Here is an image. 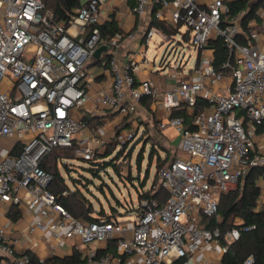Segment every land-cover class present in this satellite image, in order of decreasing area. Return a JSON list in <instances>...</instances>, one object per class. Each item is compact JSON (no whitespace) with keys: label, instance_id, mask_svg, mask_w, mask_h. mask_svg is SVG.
Here are the masks:
<instances>
[{"label":"built area","instance_id":"obj_1","mask_svg":"<svg viewBox=\"0 0 264 264\" xmlns=\"http://www.w3.org/2000/svg\"><path fill=\"white\" fill-rule=\"evenodd\" d=\"M152 9L155 19L176 33L187 25L193 33L188 40L198 50L194 70L185 73L174 63L175 84L165 92L152 79L138 80L134 59L121 68L118 52L127 38H136L134 33L103 39L99 27L113 14L141 18ZM227 11L225 0H135L134 7L121 10L115 0H86L63 22L55 20L44 0H0V264H7L6 258L33 264L28 253H35L24 237L9 230L14 209L22 221L31 220L28 237L48 233L49 254H35L37 264L57 257V247L72 239L81 244L79 250L101 246L84 252L83 264H223L230 245L255 229L239 217L224 235L203 225L204 217L218 214L223 194L236 189L252 169L264 168V152L256 143L258 136L264 139V8L247 32L242 25L246 12L225 21ZM156 35L172 38L162 26H150L147 48ZM219 39L229 51L221 71L214 65L213 43ZM101 46H108L101 59L110 55L104 84L87 68ZM145 98L169 115L160 128H173L180 138V156L159 170L167 198L163 203L142 199L134 220L85 224L51 192L54 176L42 163L55 148L77 144L75 159L89 162L108 144H132L139 136L136 118L130 128L109 136L103 128L89 131L84 116L109 110L123 122L136 116ZM199 99L208 106L196 114L191 131L172 113L186 104L193 114ZM82 130L88 134L79 140ZM257 185L256 211L264 215V174ZM111 241L117 255L100 253ZM244 264H254L253 256Z\"/></svg>","mask_w":264,"mask_h":264},{"label":"trees","instance_id":"obj_2","mask_svg":"<svg viewBox=\"0 0 264 264\" xmlns=\"http://www.w3.org/2000/svg\"><path fill=\"white\" fill-rule=\"evenodd\" d=\"M131 5H134L135 0H129ZM47 8L52 10L55 14V20L57 21H68V14L74 9L86 4V0H44ZM228 11L223 15L225 21H230L232 18L237 16L240 12L247 11L248 0H235L233 2L227 3ZM156 10V8H155ZM258 10V5L252 6L244 17L242 25L247 32V27L249 22L257 18L256 12ZM154 15V14H153ZM163 23L157 21L155 17L152 19L151 26H162L164 30L169 34H175L176 31L162 25ZM101 30V35L103 39L112 38L118 32H122V29L116 23V21H107L99 26ZM213 45L216 48L215 62L214 65L217 70L221 71V66L224 62L228 60L229 51L227 50L224 41L222 39L216 40ZM110 55L106 54L102 59H93L92 63L88 65V70L93 72L96 68L102 70L97 76V80L101 81L105 78V71L109 67ZM147 106L150 105L151 99L145 98L142 101L146 102ZM207 103L201 99L198 100L196 107L194 108L193 114L188 113L186 104L180 109H175L172 113V117H182L185 119L186 128L193 131L195 129L194 119L196 114L207 107ZM84 121L88 122L89 131L97 132L103 127L104 121L102 116L90 117L89 115L84 116ZM125 126L118 127L116 131H121ZM261 129L259 130V132ZM129 145L122 146L120 151H117L118 145L116 143L108 144L96 151L94 160L85 162L87 164L86 168L83 170L90 174V178L79 175L78 179H74L72 173L75 171L72 168V162L75 159V151L77 144L71 148H55L51 155L42 163V168L50 172L54 176V180L50 186V190L56 197H58L59 203L68 212L79 219L85 224H90L92 222L98 221H118L122 217V213L119 207H124V204L120 202L114 195L113 190L109 187L110 193L116 199L117 207L111 206L109 212H105L104 209L96 210L90 198H88L81 187H85L88 190V185L93 184L95 179L102 180V174L108 173L110 169L118 175L121 174L118 162ZM159 151L157 145L154 146L150 154V159L153 160L154 152ZM131 149L127 154V157L131 155ZM144 156L143 153L138 157V164L141 167L142 160ZM178 156L173 157L169 160V155L164 159H159L157 163V170H160L167 164L174 161ZM149 174V173H147ZM264 174V168H254L249 174L239 182L236 189L231 190L227 194H223L219 202L218 214L214 217L203 218V225L207 229L219 228L222 235L231 230L235 224V218L239 217L243 219L245 225H254L255 229L250 232H244L241 238L230 245L229 251L223 258V264H244L246 259L250 256L254 258V264H264V215L256 211L258 198L260 196V188L257 185L258 179ZM68 178L72 182V186L68 184ZM131 180L133 179L130 177ZM147 178L141 182L142 189H138L139 201L142 199L154 198L159 203H163L167 198V192L163 190L160 186L158 190H144ZM153 185V184H152ZM98 189L105 193V189L102 185L97 186ZM68 192V196L64 197L62 194ZM130 213L127 211L126 214ZM21 218V214L17 209L13 210L11 219L13 222H17ZM102 254L111 253L117 255V245L115 241L109 242L108 248L105 251L100 252ZM33 264L38 263V258L33 253H28ZM81 254L74 250L71 257H54L48 260L45 264H83ZM14 264V262L12 263Z\"/></svg>","mask_w":264,"mask_h":264},{"label":"rangeland","instance_id":"obj_3","mask_svg":"<svg viewBox=\"0 0 264 264\" xmlns=\"http://www.w3.org/2000/svg\"><path fill=\"white\" fill-rule=\"evenodd\" d=\"M192 34V31L187 25H182L178 32L169 40L164 41L158 35L153 38L144 57H146L147 62L154 65V74H157V72L163 75L169 74L174 63L177 61L179 65L184 68L185 73L194 70L198 61V50L193 47L188 40V37L192 36ZM137 124L140 130H142L141 128L146 129L145 132L142 130L138 138L124 149L121 159L117 161L121 174L118 175L110 169L108 173L102 174V180L95 179L93 184L88 185V190H86L85 187H81L85 195L90 198L93 203L92 206H94L96 210L104 209L105 212H109L111 206L117 207L116 199L110 193V187L117 199L124 204V207H119L123 214L121 217L124 219L123 221L134 220L136 218V211L140 206L137 191L138 189H142L140 183L143 182L147 176H149V178L145 183L144 190L147 191L150 188L158 190L160 188L159 170H157L159 159H164L167 155H169V160L175 156H180L178 150L179 140L177 142H172L169 148H167L160 143L159 136H157L148 125H145L144 121L140 122L137 118ZM102 130L105 132L104 129ZM87 134V131L82 130L78 134V139L84 140ZM155 145H157L159 151L154 152V158L151 160L150 154ZM121 149L122 147L118 146L117 151ZM130 149L132 153L127 157ZM141 153H143L144 158L140 167L138 164V157ZM70 163L75 170L72 175H70L74 179H78L79 175L85 176L86 178L91 177L89 173L83 170V168L87 167L84 161L74 159ZM130 177L133 179L131 180ZM68 184L72 186L70 178H68ZM100 185L104 187L105 193L97 188V186ZM126 211H130V213L125 214Z\"/></svg>","mask_w":264,"mask_h":264},{"label":"crops","instance_id":"obj_4","mask_svg":"<svg viewBox=\"0 0 264 264\" xmlns=\"http://www.w3.org/2000/svg\"><path fill=\"white\" fill-rule=\"evenodd\" d=\"M205 2H210L211 0H204ZM228 2H233V0H225V4L227 5ZM135 5V2H134ZM132 6L129 0H115V6L117 7V10L121 9H130ZM258 5V10H261L264 8V0H248V9L245 16L249 12L250 8L252 6ZM154 11L150 10L147 12V14L141 18L136 17L135 15L131 13H125L124 15L120 14H113L111 17H109L108 21H116V23L119 25V27L122 29V31L126 33H134L136 38L126 39L124 41L123 46L118 52V61L122 69H124V66L132 59H134L138 63V71H137V78L139 81L146 80V79H152L155 81L156 85L159 87L161 92H165L167 90H170L173 88L175 84V79L173 77L172 71L169 72L167 75H163L160 72H157V74H154V65L147 62L146 57L144 55L146 54L148 48L145 44V35L148 31L149 27L151 26L152 19L154 17ZM256 27L261 28L262 27V20L258 17L256 20ZM176 34V33H175ZM175 34H172L174 36ZM95 77L97 80V76L102 72L99 68L95 71ZM105 78H103L101 81L97 80V83L104 84L108 77H107V70L104 72ZM146 102L141 103L138 113L136 116H133L132 118H126L123 122H119V118L117 116V113L111 112H105L103 110H96L95 115H90V117H97L102 116L104 125L102 130L103 135H111L118 127L125 126L124 129L130 128L132 126V120L136 118L139 119L140 122L144 121L145 125H148L153 132L157 136H159L160 143H162L163 146H166L169 148L172 142H177L179 138L178 132H176L173 128H168L166 130H162L160 128V124L162 121H164L169 115L166 113V111L161 107V105H154L151 101L150 105L147 106ZM141 117V118H139ZM138 127V124H137ZM100 128V129H102ZM141 128V127H140ZM139 129V128H138ZM144 132L145 129L141 128ZM142 130L139 129V135L141 134ZM158 131V132H157ZM105 133V134H104ZM153 134V133H151ZM256 143L258 148H261V152H264V139H262L260 136L256 138ZM179 144V142H178ZM31 223V220H18L17 222L8 223V227L10 232L13 234L14 237H24V242L26 247H29L32 249V251L36 255H44L47 256L49 254V248H48V240L49 236L48 233H38L37 235L33 237L27 236V225ZM27 236V237H25ZM81 244L76 240H68L64 244L59 245L56 249L55 255L57 257L65 258V257H71L73 255L74 250H77L81 256L84 252L87 250H95L100 245L93 244L89 246L87 250L85 248H82V250H79L81 248ZM5 262L7 264H12L13 260L11 258H6Z\"/></svg>","mask_w":264,"mask_h":264},{"label":"water","instance_id":"obj_5","mask_svg":"<svg viewBox=\"0 0 264 264\" xmlns=\"http://www.w3.org/2000/svg\"><path fill=\"white\" fill-rule=\"evenodd\" d=\"M108 51V46H101L95 53V58L97 60H100L101 59V55L102 53L104 52H107Z\"/></svg>","mask_w":264,"mask_h":264}]
</instances>
